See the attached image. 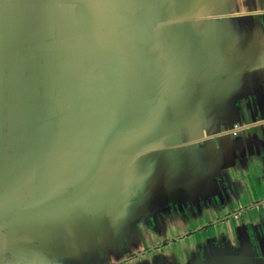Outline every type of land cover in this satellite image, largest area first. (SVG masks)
<instances>
[{
  "label": "crops",
  "instance_id": "obj_1",
  "mask_svg": "<svg viewBox=\"0 0 264 264\" xmlns=\"http://www.w3.org/2000/svg\"><path fill=\"white\" fill-rule=\"evenodd\" d=\"M0 264H264V0H0Z\"/></svg>",
  "mask_w": 264,
  "mask_h": 264
}]
</instances>
